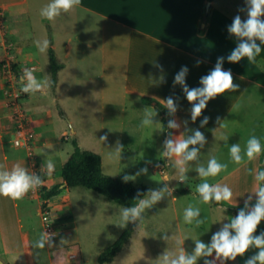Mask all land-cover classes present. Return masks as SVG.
Listing matches in <instances>:
<instances>
[{"label": "crops", "instance_id": "crops-1", "mask_svg": "<svg viewBox=\"0 0 264 264\" xmlns=\"http://www.w3.org/2000/svg\"><path fill=\"white\" fill-rule=\"evenodd\" d=\"M49 2L0 0V26H4L5 32L0 34V69L8 55L4 46H7L11 38L20 46V58L27 61L39 60V49L35 41L43 36L41 40L50 41L48 51L53 46L58 58L64 63L59 72V84L68 64L60 57L58 46L62 47L65 58L71 55L74 46H98L99 71L96 77L102 93H106L108 82L119 83L122 78L124 98L133 101L137 107L133 110V118L128 121L132 124L129 137L135 141L136 146H142L145 137V129L141 127L145 109L157 110L153 104H146L143 98L150 97L163 103L164 99L172 96L178 110L171 117L180 124L178 130L171 129L173 135L187 138L195 129H199L207 138V143L200 150L199 161L187 165L192 178L203 181L195 171L197 163L206 167L207 161L215 156L218 162L227 164V169L217 177L207 178V182L228 184L234 192L230 205L242 208L255 185L254 173L260 170L264 154L262 151L251 162L245 157L244 162L237 165L229 153L231 144L239 143L243 150L253 135L264 146V44L261 45L262 51L255 63L249 62L247 58L239 63H230L226 59L238 43L227 28L236 15H240L242 20L247 18L245 0H213L207 22L203 21V14L210 4L209 0H81L79 7L62 13L52 21L40 16V9ZM76 23L79 29L73 34ZM42 56L40 59L44 61ZM218 57H225L223 68L231 69L234 83L239 88L210 100L202 116L192 122V105L187 101L182 87L173 86L174 77L181 67L186 66L189 69L186 84L189 88L200 87V78L214 68ZM197 61L200 63L197 64ZM6 90L3 82H0V168L10 169L19 163L29 172L38 174L39 170L30 154L24 158L20 155L12 156L8 152L7 144L10 141L14 143L16 132L7 107ZM25 108L30 112L27 106ZM159 116L162 120L160 113ZM205 116L209 118L208 123L200 127V121ZM34 125L31 134L33 144L37 140V125ZM221 135L228 138L226 142L219 139ZM62 166L56 183L63 180ZM248 170H253L252 174ZM52 178L53 173L45 181ZM192 194L198 195L196 192ZM25 197L38 198L39 211L42 209L41 192L34 194L31 190ZM13 203L16 209L21 207L20 200H13ZM252 203H255V198ZM212 205L216 209L217 206ZM218 206L235 212L233 207ZM17 219L14 221L18 226L17 234L6 229L10 222L0 220L1 260L6 264H41V257L46 252L33 246L37 238L35 228L24 224L21 217ZM214 224L216 232L221 224L217 220ZM74 232L78 239L76 230ZM46 248L49 264H54L47 244Z\"/></svg>", "mask_w": 264, "mask_h": 264}, {"label": "rangeland", "instance_id": "rangeland-1", "mask_svg": "<svg viewBox=\"0 0 264 264\" xmlns=\"http://www.w3.org/2000/svg\"><path fill=\"white\" fill-rule=\"evenodd\" d=\"M78 29L76 23L73 34ZM38 38L41 40L43 36ZM9 42L13 44L11 49L15 54L13 63L18 65L19 70L11 76L9 71L1 67L0 82H3L7 90L16 87L22 91L20 75L24 68L36 69L34 75L38 80L45 77L51 79L48 49L43 53L38 51L39 60L23 61L20 58V46L12 38ZM58 50L60 57L68 64L67 70L62 74V82L57 87L51 83L46 94L22 92L21 95L22 102L34 120L33 126L34 123L37 125V140L30 147L17 146L10 141L7 144L9 154L24 158L30 154L39 170L37 175L44 181L43 186L52 187L57 182L62 164L72 153L73 139L77 137L82 147L102 155L103 170L106 173L120 177L134 176L137 184H148L151 189L160 188L163 183L174 189L172 196L165 197L153 208L145 210L142 221L128 223L126 227L133 225L132 236L114 260L107 264H157L159 255L164 251L180 250L178 240H184L182 247L188 252L194 248V239L210 242L216 229L214 221L230 222L236 215V210L233 212L217 204L214 209L212 203L204 204L199 195L181 191L190 187L194 190L204 180H194L188 170L186 183L177 181L175 157L170 161L162 155L165 140L162 137L165 134L166 138L167 134L158 110L149 108L157 112L155 123L143 127L145 137L142 146L137 147L129 137L132 124L128 122L133 118V110L137 107L133 101L124 98L122 78L119 83L108 82L106 93H102L96 77L99 71L98 46H74L67 58L61 46H58ZM42 54L45 62L40 59ZM5 72L7 75L4 76ZM105 136L107 138L102 140L101 137ZM15 137L16 135L13 136L14 140ZM118 144L123 145L119 156L116 153ZM47 160H52L55 164L53 178L49 181H45L48 175L42 171ZM145 167L147 173L140 172ZM138 172L140 174L136 175ZM164 176L168 177L167 181L163 180ZM41 187L32 190V193L41 192ZM20 202L21 207L16 209L12 199L0 196V220L10 222L6 229L17 234L18 226L14 221L21 217L24 224L35 228L36 241L42 234L50 235L53 244L49 251L54 264H101V252L126 229L117 224L121 222V209L127 206L82 185L65 188L61 194L49 199L47 207H42L40 211L38 198L24 197ZM6 204L8 207H5ZM190 204L201 211V218L205 222L200 227H196L194 223L186 224L183 220L184 209ZM236 208L238 207H234ZM75 230L79 241L75 237ZM164 233L169 235L167 242L161 239ZM256 234L259 235L257 232ZM185 237L189 238L185 240ZM41 250L46 252L41 257V264H49L46 245ZM257 251L258 249H251L243 257H237L235 261H228L226 264H244V260ZM198 264H203V258Z\"/></svg>", "mask_w": 264, "mask_h": 264}, {"label": "clouds", "instance_id": "clouds-1", "mask_svg": "<svg viewBox=\"0 0 264 264\" xmlns=\"http://www.w3.org/2000/svg\"><path fill=\"white\" fill-rule=\"evenodd\" d=\"M81 0H50L49 3L40 9V16L49 21L55 20L62 13H68L74 8L79 7ZM247 6V18L241 19L240 15H236L232 23L228 26L227 31L234 36L238 43L230 54L226 57L230 63H239L242 59L247 58L251 63L256 62V57L261 53V45L264 44V0H245ZM243 11V9H241ZM259 41V43H258ZM36 47L40 52H45L50 44L47 39L36 40ZM225 57H218L212 70L200 78V87H192L186 84V75L189 69L186 66L176 73L173 86L180 85L187 101L192 105L190 109L191 121L195 122L201 117L210 100L215 99L225 92L237 91L239 85L234 83V77L231 69L224 70L223 63ZM200 61H197L199 64ZM36 69L24 68L20 75L22 84V92L32 94L40 92L46 94L47 89L51 87V79L45 77L38 80L34 75ZM163 107L167 109L168 115L174 117L178 105L172 96L163 100ZM157 112L145 109L144 117L141 121V127H149L155 123L154 117ZM219 121V118H217ZM209 118L205 116L200 121V127H204L208 123ZM185 125L187 121L184 122ZM168 129L180 128V124L175 119H169L167 123ZM107 137H101L105 140ZM219 139L227 141V137L221 135ZM207 143V138L199 129H195L187 138L174 136L170 131L163 141L162 155L172 160L175 157L174 167L178 172L177 181L186 183L188 167L190 162L199 161L200 150ZM123 145L118 144L116 153L119 156ZM264 146L261 145L260 139L251 136L242 150L239 143L231 144L229 148L231 160L239 165L247 158L251 162L255 160ZM227 169V164L218 162L215 156L207 161V166L197 163L195 171L204 182L197 185L196 192L204 204H232L234 198L233 189L226 183H209L207 178L217 177L222 171ZM42 171L51 176L55 171V164L52 160H47L42 166ZM252 174L253 170H248ZM140 172L147 173V168H143ZM138 172L136 175H139ZM134 176L125 175L124 182L134 180ZM164 181L168 180L164 176ZM255 185L247 198L244 200V206L240 208L237 214L230 219V222H222L219 230L211 235L210 242L206 243L201 239H194V248L191 252L185 250L182 245L184 240H178L181 245L178 252L164 251L158 257L157 264H198L203 258V264H226L228 261H235L237 257H243L251 249L258 251L244 260V264H264V231L259 235L256 234L257 229L262 221H264V170H257L254 173ZM44 181L40 175L29 172V170L17 163L10 169L0 168V196L19 201L22 200L31 190L43 186ZM174 189H170L166 183L157 189H149L147 198H139L143 195L137 192L138 202L134 206L124 207L121 209V222L117 226L124 228L129 222L135 223L143 220L145 210L153 208L167 196H172ZM255 198V203H252ZM236 206V205H233ZM183 220L186 224H195L200 227L204 224L201 218V211L198 207L191 204L184 209ZM189 237H185V240ZM161 239L168 241L169 235L164 233ZM52 246V238L47 233L42 234L33 245L36 248L43 249L45 245ZM214 254V255H213ZM212 257V259H209Z\"/></svg>", "mask_w": 264, "mask_h": 264}, {"label": "trees", "instance_id": "trees-1", "mask_svg": "<svg viewBox=\"0 0 264 264\" xmlns=\"http://www.w3.org/2000/svg\"><path fill=\"white\" fill-rule=\"evenodd\" d=\"M209 1L210 4L206 6L203 14L204 22L209 20L212 10L211 2L213 0ZM201 31L203 32L204 29L202 28ZM262 64L264 66V62H262ZM63 66L64 63L58 58L55 48L50 46L49 69L51 73L52 85L54 87L58 84L59 72ZM12 67L15 71L19 70L18 65L15 63L12 64ZM143 99L146 104H153L158 112L162 115L164 129L168 135L171 130L167 128V123L169 119H172V117L168 115V111L163 107V103L150 97H144ZM73 145L74 150L63 165V180L59 183H56L52 187H41L43 208L47 207L49 199L61 194L65 188L77 185H82L93 189L107 196L113 201L127 207L134 206L138 202V199H136L137 192L143 194L139 198H145V196L148 194L147 191L151 189L148 184H137L134 180L124 182L123 177L106 173L103 170L102 155L96 151L82 147L77 137H74ZM260 170H264V154L262 156ZM181 191L185 193L196 192L192 188H183ZM217 205H227L233 207L228 203H221ZM239 209L240 208L235 209L236 214ZM261 231H264V221H262L259 225L257 233L259 234ZM132 233L133 225L130 224L112 244L105 247V249L99 255V262L101 264H106L112 261L115 256L124 248L132 236Z\"/></svg>", "mask_w": 264, "mask_h": 264}, {"label": "built area", "instance_id": "built-area-1", "mask_svg": "<svg viewBox=\"0 0 264 264\" xmlns=\"http://www.w3.org/2000/svg\"><path fill=\"white\" fill-rule=\"evenodd\" d=\"M4 26H0V34H4ZM6 49L8 52L7 58L4 59L1 63V67L5 68L4 70L9 71L10 75L13 76L15 74V70L12 67L13 59L15 57L14 52L11 49L13 44L11 42L6 43ZM7 75L5 72L4 76ZM13 81V80H12ZM14 84V83H13ZM14 86V85H13ZM22 91L15 88H8L7 90V107L10 111L12 120L15 125V140L14 143L17 146H27L30 147L32 144L31 134L33 127V119L30 116V113L25 108L22 102Z\"/></svg>", "mask_w": 264, "mask_h": 264}, {"label": "water", "instance_id": "water-1", "mask_svg": "<svg viewBox=\"0 0 264 264\" xmlns=\"http://www.w3.org/2000/svg\"><path fill=\"white\" fill-rule=\"evenodd\" d=\"M205 25V24H204ZM0 264H6V263H4L2 260H1V258H0Z\"/></svg>", "mask_w": 264, "mask_h": 264}]
</instances>
